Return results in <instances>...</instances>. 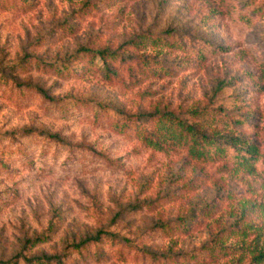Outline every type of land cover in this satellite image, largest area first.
Wrapping results in <instances>:
<instances>
[{
	"label": "rangeland",
	"instance_id": "obj_1",
	"mask_svg": "<svg viewBox=\"0 0 264 264\" xmlns=\"http://www.w3.org/2000/svg\"><path fill=\"white\" fill-rule=\"evenodd\" d=\"M85 47L133 59L112 62L109 80ZM144 58L168 71L148 76ZM157 109L198 110L214 137L224 114L244 116L237 130L260 156L194 158L138 120ZM0 149V261L252 264L264 249V0H0ZM98 230L118 239L68 249Z\"/></svg>",
	"mask_w": 264,
	"mask_h": 264
},
{
	"label": "trees",
	"instance_id": "obj_2",
	"mask_svg": "<svg viewBox=\"0 0 264 264\" xmlns=\"http://www.w3.org/2000/svg\"><path fill=\"white\" fill-rule=\"evenodd\" d=\"M140 41H142V43L144 41H148L149 44H162L160 38L155 39L143 37V39H141ZM140 41H134L132 43L136 45L137 43H140ZM169 44V41L165 42V45L168 46ZM81 51L87 57L93 56V58H95V61L98 62L101 71L109 80H112L118 75V67L116 68L112 66V62H119L117 63L118 66L120 65L119 67H124L129 63V60L133 59V57L131 56L119 55L118 52L110 51V49L108 48L95 51L92 48L85 47L82 48ZM147 59L148 58H144L142 62L140 61V63L142 64L143 68H145V74H147L148 76L152 75L153 72L157 73V75H160L162 72L168 71V69L165 68V65L160 63L159 61L152 63L150 59ZM51 67L53 68V71H58L61 74L69 71L68 66L65 64H62L60 67ZM38 90L49 98L44 89L38 88ZM197 114H199V111L194 110L191 113V120H189L186 117H183V115L176 113L175 111L157 109L156 111L151 113H140L138 115V120H144V122L146 121L145 123L151 124V126L157 131L168 134L171 137V140L176 143V145L186 148L188 154L194 158H199L202 160H213L217 158L218 155H224L229 150L233 149L237 156V160H239V163H253L254 161H256V159H258V157L260 156V149L258 145L254 141L249 139L250 137L245 135L244 132L239 133V131L237 130V127H242L248 124L244 116L230 115L229 113L224 114L220 118V124L222 126H225V129H223V132H219V137H214L207 132L200 121H196L200 119ZM129 118L133 119V117L131 116ZM206 120L207 119H204L203 121L206 123ZM151 142L155 144V142L157 141H153L152 139ZM0 155L2 156V158H0V165H3L5 167L6 162L5 160L3 161L1 159H5L9 155L7 154L5 149H0ZM3 155H5L6 157H3ZM233 232L234 229H229L226 237L230 236V233ZM244 234V232H241V235ZM104 238L118 239V236L105 230H98L95 234L86 235L84 238L80 239L79 242H75L69 245L68 249L80 251L88 245L101 242ZM224 238L225 237L223 236L220 239V241L222 242L220 246L222 247H225V245L223 244ZM24 258L26 262L30 264L65 263V256L57 254H42L31 258ZM0 264L18 263L17 261H0ZM252 264H264V249L255 252L252 259Z\"/></svg>",
	"mask_w": 264,
	"mask_h": 264
}]
</instances>
